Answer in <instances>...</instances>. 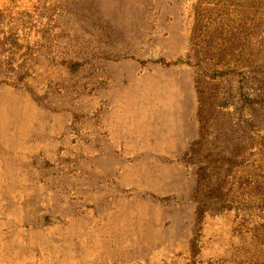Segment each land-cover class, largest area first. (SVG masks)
<instances>
[{
  "label": "rangeland",
  "instance_id": "1",
  "mask_svg": "<svg viewBox=\"0 0 264 264\" xmlns=\"http://www.w3.org/2000/svg\"><path fill=\"white\" fill-rule=\"evenodd\" d=\"M263 134L264 0H0V264H264Z\"/></svg>",
  "mask_w": 264,
  "mask_h": 264
},
{
  "label": "trees",
  "instance_id": "2",
  "mask_svg": "<svg viewBox=\"0 0 264 264\" xmlns=\"http://www.w3.org/2000/svg\"><path fill=\"white\" fill-rule=\"evenodd\" d=\"M262 142L260 143V155L264 157V134L261 137ZM246 182H250V181H246ZM255 183H257L255 190L261 195L263 196V199H261V201L259 202V209L264 213V182L263 181H255Z\"/></svg>",
  "mask_w": 264,
  "mask_h": 264
}]
</instances>
